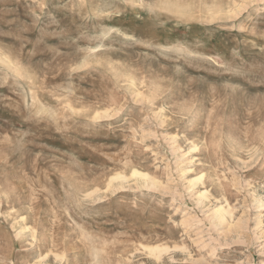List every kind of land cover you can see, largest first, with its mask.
<instances>
[{"label": "rangeland", "instance_id": "rangeland-1", "mask_svg": "<svg viewBox=\"0 0 264 264\" xmlns=\"http://www.w3.org/2000/svg\"><path fill=\"white\" fill-rule=\"evenodd\" d=\"M0 264H264V0H0Z\"/></svg>", "mask_w": 264, "mask_h": 264}, {"label": "bare ground", "instance_id": "bare-ground-1", "mask_svg": "<svg viewBox=\"0 0 264 264\" xmlns=\"http://www.w3.org/2000/svg\"><path fill=\"white\" fill-rule=\"evenodd\" d=\"M133 175L134 176H136L137 177V175H143V176H146V175H144L143 173H141V172H139V171H135L134 173H133ZM139 177V176H138ZM151 249V248H150ZM153 249V248H152ZM153 250H155V249H153Z\"/></svg>", "mask_w": 264, "mask_h": 264}]
</instances>
